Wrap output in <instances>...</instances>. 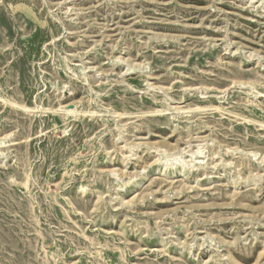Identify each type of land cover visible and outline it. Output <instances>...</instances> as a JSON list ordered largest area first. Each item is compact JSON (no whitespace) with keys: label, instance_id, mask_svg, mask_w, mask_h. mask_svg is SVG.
<instances>
[{"label":"rangeland","instance_id":"obj_1","mask_svg":"<svg viewBox=\"0 0 264 264\" xmlns=\"http://www.w3.org/2000/svg\"><path fill=\"white\" fill-rule=\"evenodd\" d=\"M0 264H264V0H0Z\"/></svg>","mask_w":264,"mask_h":264},{"label":"bare ground","instance_id":"obj_2","mask_svg":"<svg viewBox=\"0 0 264 264\" xmlns=\"http://www.w3.org/2000/svg\"><path fill=\"white\" fill-rule=\"evenodd\" d=\"M55 114H58V117H61V118H66V116H69L70 114H75L76 113V110L75 108H73L72 106L69 107V106H60L58 109L54 110L53 111ZM96 112V111H95ZM199 135V134H197ZM186 138V137H185ZM184 138V139H185ZM187 140V139H185ZM184 141V140H183ZM188 143V142H187ZM191 144V143H190ZM189 145V144H188ZM191 155V154H190Z\"/></svg>","mask_w":264,"mask_h":264}]
</instances>
